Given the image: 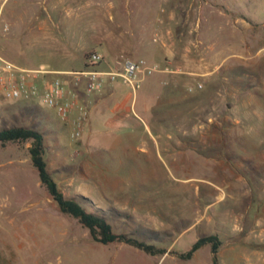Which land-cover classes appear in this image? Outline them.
<instances>
[{"label": "rangeland", "instance_id": "1", "mask_svg": "<svg viewBox=\"0 0 264 264\" xmlns=\"http://www.w3.org/2000/svg\"><path fill=\"white\" fill-rule=\"evenodd\" d=\"M96 1V19H88L105 40L106 28L122 23L125 31L129 18L137 21L139 0ZM179 1L176 48L179 56L191 49L194 63L153 73L137 93L131 88L118 112L94 114L80 137L72 121L39 98L10 99L0 90V128L43 132L49 170L66 197L105 216L115 232L179 253L216 234L219 264H264V0ZM9 2L0 0V52L29 66L25 57L6 54ZM84 12L73 8L66 21L80 13L84 21ZM29 146L0 144V264L153 261L137 247L95 241L63 213L41 183ZM176 260L213 264L211 246L190 262Z\"/></svg>", "mask_w": 264, "mask_h": 264}, {"label": "crops", "instance_id": "2", "mask_svg": "<svg viewBox=\"0 0 264 264\" xmlns=\"http://www.w3.org/2000/svg\"><path fill=\"white\" fill-rule=\"evenodd\" d=\"M100 4L102 5V1ZM110 4L111 7L114 6L111 1ZM181 4L179 0L168 2L166 5H163L162 0H139L138 22L134 23L133 19L129 18V23H125V31H122V23L106 28L108 37L105 40L100 37L95 21L92 22L91 17L88 19L92 15L96 19L98 14L96 6L99 5L96 0H10L4 14V21L9 23L10 27L6 54L10 57L15 54L21 58L25 57L24 61L28 62L29 66L17 63L15 58L11 61L23 68L43 69L46 71L44 79L59 77L67 86L75 89L81 102L89 108L86 125H92L94 114L107 110L118 112L129 104L131 88L137 93L152 74L145 76L140 88L127 85L126 89L123 87L125 84L122 86L120 80L122 84L118 80L106 77L103 88L88 95L86 94L87 76L76 72L89 68L87 60L89 53L97 52L103 56L102 63L96 67L104 71L118 69L122 56L144 60L149 65L158 66L161 71L157 72L160 74L173 73L164 71L166 66L181 68L179 62L194 63V59L189 55L191 49L187 48L179 56V50L176 48L179 39V35H175L176 8ZM200 5L203 6V2ZM125 6L121 14L126 17L129 14L127 11L129 3ZM73 8L85 11L87 17H83L84 21H81L83 16L81 13L75 21H66L65 16H68V12ZM162 12L166 14L164 18ZM160 38L163 40L161 43ZM0 54L2 55V52ZM50 62L53 65H50ZM181 72L184 71L181 69ZM187 72L192 73V71ZM174 73L179 72L175 70ZM160 79L162 77L157 80ZM132 103L134 104L135 100ZM167 249L168 251L163 255H152L144 251V255L153 259L148 264H164L171 254L174 256L171 257L170 264H184L177 262L176 258H182L176 252H172L170 247ZM194 256L195 254L191 259L182 260L190 262Z\"/></svg>", "mask_w": 264, "mask_h": 264}, {"label": "built area", "instance_id": "3", "mask_svg": "<svg viewBox=\"0 0 264 264\" xmlns=\"http://www.w3.org/2000/svg\"><path fill=\"white\" fill-rule=\"evenodd\" d=\"M8 29V25L4 26L5 31ZM87 60L89 68L76 73L87 76L88 95L101 90L106 77L120 80L133 88H140L146 75L161 71L158 66L128 56H122L119 61L120 67L110 71L96 67L103 61V56L97 52L89 53ZM164 71L171 69L166 66ZM45 73L43 69L23 68L0 54V90L3 95L15 100L39 98L43 104L54 108L62 120L72 121L73 135L80 137L89 116L88 106L81 102L78 92L67 86L61 78L47 80L44 79Z\"/></svg>", "mask_w": 264, "mask_h": 264}, {"label": "trees", "instance_id": "4", "mask_svg": "<svg viewBox=\"0 0 264 264\" xmlns=\"http://www.w3.org/2000/svg\"><path fill=\"white\" fill-rule=\"evenodd\" d=\"M30 142L28 148L33 166L37 169L41 183L49 191L53 199L58 204L59 209L66 214L76 218L80 224L86 227L92 238L103 244L121 242L137 247L152 255H163L168 249L154 244L146 243L134 236L126 233H118L113 229L107 218L95 211L88 210L82 202L75 197H66L60 188L57 180L49 170L48 162L45 158L46 142L43 132L25 126H13L0 128V144ZM221 239L216 234L204 235L200 237L192 247L185 252H176L182 259H191L195 252L204 245L211 246L213 264H219L218 254L221 246ZM174 252V251H172Z\"/></svg>", "mask_w": 264, "mask_h": 264}]
</instances>
